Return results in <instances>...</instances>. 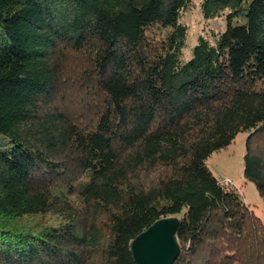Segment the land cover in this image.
Segmentation results:
<instances>
[{
  "label": "trees",
  "instance_id": "obj_1",
  "mask_svg": "<svg viewBox=\"0 0 264 264\" xmlns=\"http://www.w3.org/2000/svg\"><path fill=\"white\" fill-rule=\"evenodd\" d=\"M195 2L0 0V264H136L169 217L174 264H264V222L206 165L250 133L264 200V0H201L227 29L184 63Z\"/></svg>",
  "mask_w": 264,
  "mask_h": 264
},
{
  "label": "rangeland",
  "instance_id": "obj_2",
  "mask_svg": "<svg viewBox=\"0 0 264 264\" xmlns=\"http://www.w3.org/2000/svg\"><path fill=\"white\" fill-rule=\"evenodd\" d=\"M200 1L196 0L195 7L182 18V23L188 26L184 63L191 59L193 48L197 45L200 36L212 39L213 33L220 34L227 29L228 22L226 16L209 20L204 18ZM241 22H243V19H234L232 23L236 25ZM249 135L250 133L239 134L229 147L214 153L208 158L206 165L216 178L230 180L248 206L264 222V200L260 196L255 184L246 181L244 177L247 139ZM253 147L264 158V133L254 139Z\"/></svg>",
  "mask_w": 264,
  "mask_h": 264
},
{
  "label": "water",
  "instance_id": "obj_3",
  "mask_svg": "<svg viewBox=\"0 0 264 264\" xmlns=\"http://www.w3.org/2000/svg\"><path fill=\"white\" fill-rule=\"evenodd\" d=\"M179 220L174 217L156 221L131 243L136 264H174L180 254L177 238Z\"/></svg>",
  "mask_w": 264,
  "mask_h": 264
},
{
  "label": "built area",
  "instance_id": "obj_4",
  "mask_svg": "<svg viewBox=\"0 0 264 264\" xmlns=\"http://www.w3.org/2000/svg\"><path fill=\"white\" fill-rule=\"evenodd\" d=\"M221 181V183L223 184V186L227 189V190H230V191H232V190H235L236 189V187L234 186V184L230 181V180H224V179H222V180H220Z\"/></svg>",
  "mask_w": 264,
  "mask_h": 264
}]
</instances>
